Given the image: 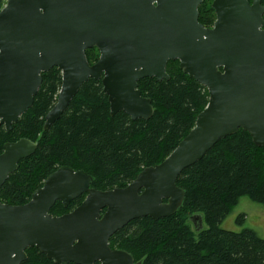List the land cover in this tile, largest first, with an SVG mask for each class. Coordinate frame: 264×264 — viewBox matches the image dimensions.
<instances>
[{
  "label": "water",
  "instance_id": "water-1",
  "mask_svg": "<svg viewBox=\"0 0 264 264\" xmlns=\"http://www.w3.org/2000/svg\"><path fill=\"white\" fill-rule=\"evenodd\" d=\"M204 0H6L0 10V125L6 131L33 104L41 74L61 71L48 129L81 85L100 80L110 115L124 112L148 120L151 100L138 81L169 79L166 64L177 60L184 74L208 91L194 127L159 164L144 168L125 187L98 190L80 170L59 167L22 205L0 201V264H20L37 248L54 263L140 264L111 249L109 239L132 220L174 214L184 191L180 173L201 160L222 138L247 131L264 146V6L262 0H212L215 21L198 22ZM97 48L89 64L85 50ZM37 143L20 138L0 153V187ZM71 211L52 215L59 201ZM194 229L203 227L198 215Z\"/></svg>",
  "mask_w": 264,
  "mask_h": 264
},
{
  "label": "trees",
  "instance_id": "trees-1",
  "mask_svg": "<svg viewBox=\"0 0 264 264\" xmlns=\"http://www.w3.org/2000/svg\"><path fill=\"white\" fill-rule=\"evenodd\" d=\"M211 3L204 0L198 7V22L205 27L215 21ZM4 4L0 0V10ZM85 54L89 64L99 55L95 47ZM178 65L177 60L167 62L169 79L138 81L142 96L154 108L148 120H132L121 111L111 116L101 81L89 79L46 130L45 115L56 102L61 71L53 67L42 73L31 107L9 131L0 125V153L5 143L20 138L37 143L35 152L19 161L0 187V201L27 203L59 167L80 170L90 176L91 187L109 190L125 187L144 168L162 162L194 127L208 102L206 87ZM176 185L183 189L184 198L174 214L158 220L148 216L132 220L109 239V246L117 243L141 264H264V238L250 228L229 231L220 227L241 197L264 206V146L256 145L247 131L239 129L184 169ZM84 197L67 208L57 201L50 213H67ZM194 215L202 219L203 227L198 230L191 220ZM236 222L242 225L243 215ZM25 254L20 264H75L54 263L35 247Z\"/></svg>",
  "mask_w": 264,
  "mask_h": 264
},
{
  "label": "rangeland",
  "instance_id": "rangeland-1",
  "mask_svg": "<svg viewBox=\"0 0 264 264\" xmlns=\"http://www.w3.org/2000/svg\"><path fill=\"white\" fill-rule=\"evenodd\" d=\"M3 1L6 3V0ZM240 215H243L242 225H238L236 222L237 217ZM220 227L229 231H240L243 228H250L264 238V206L253 202L248 197H241L230 213L223 219ZM118 246L116 243L112 248H119Z\"/></svg>",
  "mask_w": 264,
  "mask_h": 264
},
{
  "label": "flooded vegetation",
  "instance_id": "flooded-vegetation-1",
  "mask_svg": "<svg viewBox=\"0 0 264 264\" xmlns=\"http://www.w3.org/2000/svg\"><path fill=\"white\" fill-rule=\"evenodd\" d=\"M96 49H97V48H96ZM97 50H98V49H97ZM98 53H99V51H98ZM98 56H99V55H98ZM2 125H3V124H2ZM3 126H4V125H3ZM111 249L114 250V249H121V248H111ZM122 250H123V249H122ZM127 252H128V251H127ZM128 253H129V252H128ZM131 255H132V254H131ZM132 257H133V256H132ZM133 260H134L135 263H140V264L142 263L140 260H136L134 257H133ZM95 264H98V263L96 262Z\"/></svg>",
  "mask_w": 264,
  "mask_h": 264
}]
</instances>
